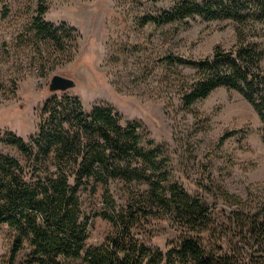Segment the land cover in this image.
I'll return each instance as SVG.
<instances>
[{
    "label": "rangeland",
    "instance_id": "1",
    "mask_svg": "<svg viewBox=\"0 0 264 264\" xmlns=\"http://www.w3.org/2000/svg\"><path fill=\"white\" fill-rule=\"evenodd\" d=\"M182 1L209 0H44L42 20L58 29L57 39L33 28L38 0H4L6 15L0 2V156L27 165L28 157L2 139L11 133L32 145L31 137L48 119L42 113L47 101L50 108H64L75 116L82 109L108 108L120 125L140 124L141 146L157 149L166 161L170 175L165 185L177 183L208 206L211 221L200 233L207 250L231 254L241 264H264V234H255L250 226L254 214L264 223V125L255 108L228 87L185 105L183 93L199 70L171 63L231 50L240 25L225 17L207 20L198 15L153 20ZM55 75L72 79L74 88L64 96L49 92ZM229 131L236 133L219 144ZM109 182L117 206L129 210L143 205L145 184ZM103 190L97 183L95 192L80 188L77 193L82 210L91 216L90 245L99 246L116 233L112 222L92 216L103 209ZM178 224L165 215L150 229V245L165 250L177 240ZM13 238L1 223L0 264H6ZM28 250L25 244L16 264ZM68 262L85 264L81 259Z\"/></svg>",
    "mask_w": 264,
    "mask_h": 264
},
{
    "label": "trees",
    "instance_id": "2",
    "mask_svg": "<svg viewBox=\"0 0 264 264\" xmlns=\"http://www.w3.org/2000/svg\"><path fill=\"white\" fill-rule=\"evenodd\" d=\"M43 3L38 0L33 28L43 37L57 39L58 29L42 20ZM3 9L6 15L5 4ZM187 15L207 20L225 17L240 28L229 51L216 49L198 61L171 59L172 64L199 70L200 77H194L183 93V103L189 106L219 87H228L255 108L264 125V0L182 1L153 20L170 22ZM50 104H43L42 113L48 119L39 124L32 145L11 133L2 139L28 157L23 166L12 157L0 156V224L14 234L6 264L17 263L25 244L29 250L18 264H69L76 259L85 264H241L231 254L220 256L207 250L200 233L211 221L208 206L177 183L165 185L170 175L166 161L157 149L148 151L141 146L138 122L120 125L119 118L101 106L82 109L75 116L73 111L50 108ZM235 133H225L219 144ZM116 179L145 184L143 205L129 210L117 206L108 189L109 181ZM97 183L104 187L103 209L92 216L112 222L116 229L99 246L87 243L91 216L82 210L77 194L80 188L95 192ZM165 215L179 222L181 232L162 250L152 247L149 240L150 229ZM259 218V214L251 216L250 226L257 230L255 234H264Z\"/></svg>",
    "mask_w": 264,
    "mask_h": 264
},
{
    "label": "water",
    "instance_id": "3",
    "mask_svg": "<svg viewBox=\"0 0 264 264\" xmlns=\"http://www.w3.org/2000/svg\"><path fill=\"white\" fill-rule=\"evenodd\" d=\"M75 83L72 79L63 76L55 75L51 77L49 82L48 90L51 93L54 92H65L74 88Z\"/></svg>",
    "mask_w": 264,
    "mask_h": 264
}]
</instances>
